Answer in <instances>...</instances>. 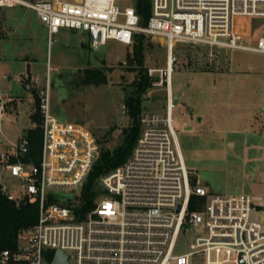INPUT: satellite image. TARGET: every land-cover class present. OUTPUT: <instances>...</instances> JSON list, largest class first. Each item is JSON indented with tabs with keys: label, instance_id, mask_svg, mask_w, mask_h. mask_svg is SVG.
<instances>
[{
	"label": "built area",
	"instance_id": "1",
	"mask_svg": "<svg viewBox=\"0 0 264 264\" xmlns=\"http://www.w3.org/2000/svg\"><path fill=\"white\" fill-rule=\"evenodd\" d=\"M135 3L0 0L1 8L34 10L49 40L61 29L87 32L94 48L109 40L131 46L136 33L163 39L166 64L148 67L147 74L167 92L164 112L142 113L130 158L98 179L96 193L106 196L94 197V207L81 213L83 185L100 145L85 126L52 114L47 81L37 93L42 116L38 156L31 154L26 131L15 141L0 136V179H16L11 188L0 181L2 194L18 207L39 204L38 223L19 233L14 249L0 250V264H52L58 250L69 264L71 259L74 264H193L197 255L205 264H264V217L251 196L210 193L187 168L172 90L178 44L264 54V34L253 41L236 27L240 17L264 18V0H150L145 25ZM14 101L0 94V122ZM78 187L73 199L60 192ZM192 197L196 208L191 210Z\"/></svg>",
	"mask_w": 264,
	"mask_h": 264
},
{
	"label": "rangeland",
	"instance_id": "2",
	"mask_svg": "<svg viewBox=\"0 0 264 264\" xmlns=\"http://www.w3.org/2000/svg\"><path fill=\"white\" fill-rule=\"evenodd\" d=\"M119 4L131 6L132 0H119ZM236 24L253 41L264 34V18L240 17ZM143 35L144 66H164V40ZM139 36L131 46L109 40L94 48L87 32L61 29L49 40L34 10L0 7V94L15 98L8 108L10 114L0 122V136L15 141L34 126L30 114L37 95L33 91L40 92L48 81L53 115L85 126L100 148H117L131 123L125 98L142 73L137 63L129 61ZM174 56V100L181 92L184 95L179 102L175 100L173 116L187 168L210 193L264 196V54L182 43ZM88 67L102 68L106 81L85 84ZM29 80L31 91L26 87ZM166 95L164 88L152 83L142 97V113L164 112ZM2 182L11 188L16 179ZM80 190L60 192L73 199ZM105 196L103 191L95 195L98 200ZM258 206L254 201L264 217ZM184 250L185 240H181L180 251ZM70 263L74 264L73 259ZM193 264H205V260L197 255Z\"/></svg>",
	"mask_w": 264,
	"mask_h": 264
},
{
	"label": "trees",
	"instance_id": "3",
	"mask_svg": "<svg viewBox=\"0 0 264 264\" xmlns=\"http://www.w3.org/2000/svg\"><path fill=\"white\" fill-rule=\"evenodd\" d=\"M136 10L141 15V24L145 25L151 13L150 0H136ZM140 35L134 48L133 55L129 58L130 62L137 63L141 75L138 81L134 83V90L125 98L127 113L131 118L130 125L123 130L124 139L114 150L100 148L99 157L83 185L82 198L84 205L80 212L84 213L94 207V197L96 195L98 179L111 170L123 165L131 156L137 139L140 136L142 115V97L151 87L153 79L147 74V68L144 66V35ZM106 81V74L102 68L88 67L84 70L85 84H101ZM27 81V83H29ZM37 95V92L34 91ZM30 119L34 126L27 128L26 136L30 140L31 154L36 157L40 152L42 138V116L39 107V98L36 96L35 109L30 114ZM196 179L193 178V183ZM195 198L190 201V209H195ZM259 210H264V206H258ZM39 220V204L23 203L19 207L9 200L0 190V250L14 249L17 246L18 235L24 230L35 226ZM52 257V253L51 256Z\"/></svg>",
	"mask_w": 264,
	"mask_h": 264
},
{
	"label": "water",
	"instance_id": "4",
	"mask_svg": "<svg viewBox=\"0 0 264 264\" xmlns=\"http://www.w3.org/2000/svg\"><path fill=\"white\" fill-rule=\"evenodd\" d=\"M22 78L25 81V75H22ZM26 87L28 91L32 90L30 83H26ZM175 100H177V97L175 98ZM52 264H69L68 256L65 254L63 250H58L57 253L55 254V258Z\"/></svg>",
	"mask_w": 264,
	"mask_h": 264
},
{
	"label": "crops",
	"instance_id": "5",
	"mask_svg": "<svg viewBox=\"0 0 264 264\" xmlns=\"http://www.w3.org/2000/svg\"><path fill=\"white\" fill-rule=\"evenodd\" d=\"M172 90H173V88H172ZM183 95H184V93L181 92L180 94H178L177 96H175V98L177 97V100L176 101L179 102L180 99L183 97ZM229 144H230V146L233 145L232 142L231 143L229 142ZM247 195L251 196V198L253 199V201H256L257 202V205L264 206V196H262V195H250V194H247Z\"/></svg>",
	"mask_w": 264,
	"mask_h": 264
}]
</instances>
